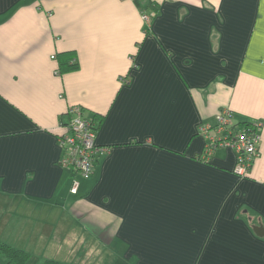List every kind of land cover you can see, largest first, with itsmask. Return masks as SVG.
I'll return each mask as SVG.
<instances>
[{
	"label": "crops",
	"instance_id": "obj_1",
	"mask_svg": "<svg viewBox=\"0 0 264 264\" xmlns=\"http://www.w3.org/2000/svg\"><path fill=\"white\" fill-rule=\"evenodd\" d=\"M72 105L109 145L83 176ZM223 108L260 120L245 175L205 155ZM0 200L24 249L75 264L108 236L122 264H264V0H0Z\"/></svg>",
	"mask_w": 264,
	"mask_h": 264
},
{
	"label": "built area",
	"instance_id": "obj_2",
	"mask_svg": "<svg viewBox=\"0 0 264 264\" xmlns=\"http://www.w3.org/2000/svg\"><path fill=\"white\" fill-rule=\"evenodd\" d=\"M142 17L147 20L149 15L143 13ZM68 111L70 117L64 124L65 133L59 136V144L65 150L61 162L75 171L87 174L92 171L96 158L109 150V145L95 142L94 123L82 112L81 106L72 105ZM215 115L217 123L214 126L217 134L208 143L205 155L216 146L235 148L238 152L235 171L236 174L242 175L250 166L251 154L257 152L256 143L260 134L253 126L259 125V122L249 118L253 122L251 126L237 125L236 121H233L232 113L226 108L219 110ZM205 126L209 128L208 125ZM70 190L76 191V181Z\"/></svg>",
	"mask_w": 264,
	"mask_h": 264
},
{
	"label": "rangeland",
	"instance_id": "obj_3",
	"mask_svg": "<svg viewBox=\"0 0 264 264\" xmlns=\"http://www.w3.org/2000/svg\"><path fill=\"white\" fill-rule=\"evenodd\" d=\"M53 55V54H52ZM51 55V56H52ZM55 56V55H53ZM52 56V58H54ZM230 110V109H228ZM231 112V111H230ZM232 113V112H231ZM254 120L258 121L260 123V120L255 117H251ZM79 176H83L80 172H78ZM74 181H79V177L76 176L71 179ZM72 182V184H73ZM83 223V222H82ZM85 223V222H84ZM10 226V223L6 220V204L2 203L0 200V240L8 242L9 244L21 248L23 250V244H21L20 239L25 237L26 233L24 234V229H17L16 227H13L16 231L9 230L6 227ZM93 228L90 230L92 232ZM91 237V235L89 236ZM111 239V236H108V245H92L90 242L87 243L88 248L90 249L91 253L93 250H95V254L92 256L93 264H122V249L119 246L114 245L113 243H109V240ZM29 252L28 257L24 261L23 264H37L40 258H46L42 256V254L48 256V258H58V259H67L71 260L73 258L72 256H65L64 252L53 254L52 252H45V251H37V250H26ZM98 251H100V256L98 257ZM56 255V256H55ZM73 261V260H72ZM0 264H6L5 260L0 258Z\"/></svg>",
	"mask_w": 264,
	"mask_h": 264
},
{
	"label": "trees",
	"instance_id": "obj_4",
	"mask_svg": "<svg viewBox=\"0 0 264 264\" xmlns=\"http://www.w3.org/2000/svg\"><path fill=\"white\" fill-rule=\"evenodd\" d=\"M75 62L76 61L73 62L74 65H75ZM73 63H70V64H73ZM95 119L96 118L94 116L91 117V120L94 123V128L96 129L95 132H97L98 124H97V121L95 122ZM252 123L253 122L250 121L249 118H247V119L246 118H239L238 120H236V124L242 125V126H251ZM95 142L101 143L96 139V137H95ZM216 147H218V146H216ZM216 147H214V150L216 149ZM201 156L203 159H206L205 156L202 154V152H201ZM93 169H92V171H93ZM92 171H90L89 173L84 174V175H88ZM28 255H29L28 251L23 250V249L18 248V247H15V246L9 244L8 242L0 240V258L4 259L6 264H23L24 261L26 260V258L28 257ZM37 264H75V263H71V262H67V261H63V260H59V259H55V258H47L46 257V258H40L39 261L37 262Z\"/></svg>",
	"mask_w": 264,
	"mask_h": 264
},
{
	"label": "bare ground",
	"instance_id": "obj_5",
	"mask_svg": "<svg viewBox=\"0 0 264 264\" xmlns=\"http://www.w3.org/2000/svg\"><path fill=\"white\" fill-rule=\"evenodd\" d=\"M253 127H254V129H256V130L259 132V134H260V130H259L260 123H259V125H254ZM259 139H260V138H259ZM258 144H259V140H258V142L256 143V149H257V150H258ZM230 148L233 150V152H234V154H235V163H234V167H233V170L235 171L236 157H237V155H238V152H236L235 148H232V147H230ZM256 153H257V152H256ZM256 153L251 154V156H250V165H251L252 160H253L254 156L256 155ZM249 167H250V166H249ZM249 167L245 170V172H244L242 175H245V174L248 172ZM235 172H236V171H235Z\"/></svg>",
	"mask_w": 264,
	"mask_h": 264
}]
</instances>
